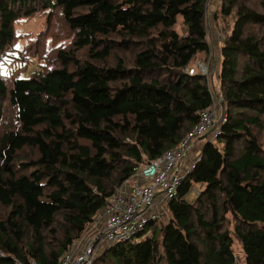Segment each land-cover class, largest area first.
Masks as SVG:
<instances>
[{
    "label": "trees",
    "instance_id": "16d2710c",
    "mask_svg": "<svg viewBox=\"0 0 264 264\" xmlns=\"http://www.w3.org/2000/svg\"><path fill=\"white\" fill-rule=\"evenodd\" d=\"M205 2L0 0V61L18 20L58 16L71 35L53 65L8 83L0 73V113L14 110L13 128L0 123V264H56L134 168L189 131L211 102L205 77L185 70L210 53ZM228 17L215 89L225 121L167 202L168 218L91 264H236L234 239L244 264H264V0H219L214 21Z\"/></svg>",
    "mask_w": 264,
    "mask_h": 264
},
{
    "label": "built area",
    "instance_id": "2783aa9c",
    "mask_svg": "<svg viewBox=\"0 0 264 264\" xmlns=\"http://www.w3.org/2000/svg\"><path fill=\"white\" fill-rule=\"evenodd\" d=\"M208 2L206 0V7ZM185 70L188 73L198 72L205 77L211 93L210 104L196 111L195 123L175 147L134 168L132 174L106 199L91 226L58 256L56 264H91L94 256L109 242L114 244L128 240L141 232L147 223H154L161 213L160 207L166 209L167 202L175 196L176 188L198 157L186 167L182 166L195 140L206 133L208 139L214 138L218 133L226 113L220 105V96L213 88L214 67L209 65L208 58H197L194 66ZM236 259L238 264L237 256Z\"/></svg>",
    "mask_w": 264,
    "mask_h": 264
},
{
    "label": "rangeland",
    "instance_id": "374dc122",
    "mask_svg": "<svg viewBox=\"0 0 264 264\" xmlns=\"http://www.w3.org/2000/svg\"><path fill=\"white\" fill-rule=\"evenodd\" d=\"M217 5L215 6L216 10L214 11L213 18L214 15L218 13L219 0L217 2ZM205 20H206V24H205L206 29L208 27L210 28L212 20L209 12H207V15L205 16ZM217 20L218 22L214 21V23L220 36H218L219 39L217 40V43L215 44L213 43L214 47L211 48L209 55H207L204 59L206 60L208 58L209 65L214 67V72L212 74V83L214 90L216 89V85H217L216 71L217 68L219 67L218 45L219 42L222 41L221 30L222 31L225 30L227 32L231 25L230 18L227 19L226 23L224 22V20H219V19ZM180 23H181L180 16H176L174 29L178 33L183 32ZM219 27L222 29L219 30ZM14 31H15L16 39L8 47V54L0 61V73L5 78L7 83L10 80H12L14 77H28L30 74H32L35 71H38L45 67L47 68L49 65L50 66L53 65L52 55L54 49H56L59 46L67 45L71 39V35L68 29H66V27L62 25L58 16L52 17L47 22L45 18V14H35L30 17L24 18L22 20L16 21V23L14 24ZM223 35H224V31H223ZM77 56L79 58H84L86 56V50L82 49L78 51ZM200 57H202V55L201 56L198 55L196 59ZM210 69H212V67ZM13 115H14L13 108L5 103L0 113V123L2 124V130L6 128H13L14 126ZM257 135L260 137L259 140L261 141V143L264 144V130L258 132ZM201 138L202 137L197 138L196 142ZM209 139H213V138L209 137ZM202 142L203 140L198 141L195 149L194 147H191V149L188 151V153L183 159L182 162L183 167H186L191 162L190 159L194 157L195 152L198 150L197 149L198 146H201ZM26 154L27 152L23 151L18 154V158L24 159V155ZM196 186L197 185L192 186L193 189L191 188L190 190L191 193L189 195L195 194L193 192L197 191L198 189V186L197 187ZM192 190L194 191L192 192ZM193 199L191 201H193ZM186 201L191 202L187 199ZM160 209H161V213L158 216L157 220L154 223H152L153 226L148 228V231L145 232L142 238L146 235H150L151 229L154 226L157 227L161 221H165L168 218L167 210L164 207H160ZM90 226L91 224L90 225L88 224L82 232L86 231L87 228ZM229 227L231 228V225H229ZM111 244L112 243L110 242L108 243V245ZM232 249L238 258V264H244L243 256L236 239H234L232 242Z\"/></svg>",
    "mask_w": 264,
    "mask_h": 264
},
{
    "label": "crops",
    "instance_id": "0c3cea01",
    "mask_svg": "<svg viewBox=\"0 0 264 264\" xmlns=\"http://www.w3.org/2000/svg\"><path fill=\"white\" fill-rule=\"evenodd\" d=\"M217 2H218V0H209V2H208V4H207V12H209V14H210V17H211V20H212V23H211V27L209 28H207V30H206V33H207V37H208V44H209V46H210V50H211V48L212 47H214L213 46V43L215 44V43H217V40L219 39L218 38V36H220V34H219V32H218V30L216 29V27H215V23H214V18H213V14H214V11L216 10V5H217ZM218 6V5H217ZM210 10V11H209ZM215 41V42H214ZM220 43H221V41L219 42V45H218V48H219V46H220ZM219 60H220V58H219ZM219 65V64H218ZM218 69H219V67L217 68V71H218ZM217 71H216V73H217ZM217 83H218V81H217ZM202 138L201 139H199L198 141H200V140H203V142H205L207 139H208V136H207V134L206 135H202L201 136ZM200 138V137H199ZM197 141V142H198ZM195 142H196V140H195ZM197 142L196 143H194L193 144V146L192 147H194V149H195V147L197 146ZM202 142V143H203ZM200 147L201 146H198V150L195 152V155H194V157L192 158V159H190V160H193V159H195L196 157H197V155H198V153H199V149H200ZM198 152V153H197ZM186 160H187V157H186ZM194 185H197V184H194ZM198 186V188L200 187L199 185H197ZM196 186V187H197ZM193 189V188H192ZM198 190V189H197ZM194 190H192V192H193ZM191 192H188L187 193V195L185 196V198L187 199V200H189V201H191L193 198H195L196 197V195H197V191H195V192H193V193H195L194 195H189ZM185 199V200H186ZM194 200V199H193ZM93 223V221L92 222H90L89 223V225L90 224H92Z\"/></svg>",
    "mask_w": 264,
    "mask_h": 264
},
{
    "label": "water",
    "instance_id": "95a60500",
    "mask_svg": "<svg viewBox=\"0 0 264 264\" xmlns=\"http://www.w3.org/2000/svg\"><path fill=\"white\" fill-rule=\"evenodd\" d=\"M220 105L222 106V103H220Z\"/></svg>",
    "mask_w": 264,
    "mask_h": 264
}]
</instances>
